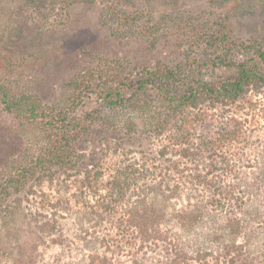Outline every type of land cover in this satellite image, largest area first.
<instances>
[{
    "label": "rangeland",
    "instance_id": "1",
    "mask_svg": "<svg viewBox=\"0 0 264 264\" xmlns=\"http://www.w3.org/2000/svg\"><path fill=\"white\" fill-rule=\"evenodd\" d=\"M217 42L220 47L214 49ZM259 52H264V0H0V82L14 93H39L48 107L73 92L74 76L99 74L115 59L142 67L193 63L201 66L200 78L218 80L226 77L227 65L255 61ZM248 98L252 105L208 106L199 123L214 138L235 135L238 142L228 149L235 154L233 162L244 166L243 176L256 174L258 161L264 159V85ZM113 109H107L102 123L97 121L102 126L91 137L77 141L87 155L80 166L93 170L91 161L102 152L117 157L104 150L106 141L114 144L117 139L116 128L104 124L108 119L117 126L148 124L150 109ZM44 126L42 122L39 137L28 127L21 135L14 117L0 107V183L16 175L22 157L25 164L35 162L46 141ZM142 141L143 148L151 144L157 150L165 142ZM33 175L24 187L0 192V264H86L94 249L103 255L96 262L108 263L112 253L105 241L113 240L116 230L111 222L90 221L87 212L97 186L84 191L77 184L83 173L53 165ZM141 203L138 220L143 219L161 243L149 246L135 262L122 252L112 257L114 264H160L164 243L172 241V235L188 240L193 222L180 218L190 207L184 190L148 195Z\"/></svg>",
    "mask_w": 264,
    "mask_h": 264
},
{
    "label": "trees",
    "instance_id": "2",
    "mask_svg": "<svg viewBox=\"0 0 264 264\" xmlns=\"http://www.w3.org/2000/svg\"><path fill=\"white\" fill-rule=\"evenodd\" d=\"M219 47L217 42L214 49ZM129 64L115 59L99 74L90 71L89 75L74 76L70 82L73 92L53 107L46 106L37 92L14 93L0 82V107L14 117L21 135L28 127L39 137L44 122L46 140L35 162L25 164L21 158L16 175L0 183V192L24 187L29 176L38 177L52 165L83 173L77 181L80 189L97 186V192H91L96 198L87 211L90 221L111 222L116 230L113 240L105 241L112 253L108 263L96 262L102 254L94 249L86 264H114L112 257L122 252L135 262L145 256L149 246L161 243L154 238L158 235L153 229L138 220L144 198L184 190L190 207L180 218L192 221L193 228L187 233L188 240L182 242L172 235L173 240L164 243L166 252L160 256V264H264V159L258 161L256 174L243 176L244 166L233 162L235 154L228 149L237 144L235 135L214 138L199 127L210 105H252L248 94L259 93L264 85V52H259L255 61H233L226 66V77L218 80L200 78L201 66L193 63L174 67ZM117 107L150 109L148 124L141 128L129 123L117 126L108 119L104 124L116 128L117 139L114 144L111 139L106 141L104 150L117 157L102 152L100 159H92L93 170L80 166L87 155L82 154L77 141L91 137L102 126L107 109L115 111ZM157 138L165 141L161 149L151 144L143 148L142 140ZM219 168L222 174L217 173Z\"/></svg>",
    "mask_w": 264,
    "mask_h": 264
}]
</instances>
